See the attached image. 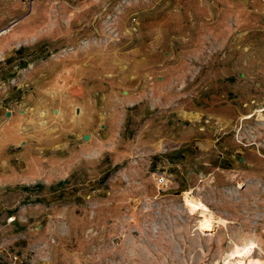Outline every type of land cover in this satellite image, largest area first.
I'll list each match as a JSON object with an SVG mask.
<instances>
[{"label": "rangeland", "instance_id": "rangeland-1", "mask_svg": "<svg viewBox=\"0 0 264 264\" xmlns=\"http://www.w3.org/2000/svg\"><path fill=\"white\" fill-rule=\"evenodd\" d=\"M263 108L264 0H0V264L264 261Z\"/></svg>", "mask_w": 264, "mask_h": 264}, {"label": "bare ground", "instance_id": "bare-ground-1", "mask_svg": "<svg viewBox=\"0 0 264 264\" xmlns=\"http://www.w3.org/2000/svg\"><path fill=\"white\" fill-rule=\"evenodd\" d=\"M9 30V31H7ZM6 31L3 32L4 35H6L7 33H9L11 30L7 29ZM262 112H264V108L263 109H258L256 110V112L254 113V115H248V116H244L242 118V120H249L251 119L253 116H255L256 114H258V117H260V121L262 120ZM24 111H21V114L24 115ZM55 116H58L59 113L56 112L54 113ZM44 123V122H41ZM184 199V203L185 206L189 212V214H195V213H200L203 217V221H201L202 225L203 223L205 224V227L208 229L209 228V223L210 221L213 219V214L211 213L210 209L204 205L203 203H201L198 200H195L194 198L189 196V193L186 192L184 193L183 196ZM219 222V220H218ZM248 245H246L243 249H238V247L236 246V249L234 252L231 253L230 256H232L231 261H229L228 264H234V262H237V264H263L264 261L259 259V260H253V255H255V248L253 243H250V247L247 248ZM240 257V258H239Z\"/></svg>", "mask_w": 264, "mask_h": 264}, {"label": "built area", "instance_id": "built-area-1", "mask_svg": "<svg viewBox=\"0 0 264 264\" xmlns=\"http://www.w3.org/2000/svg\"><path fill=\"white\" fill-rule=\"evenodd\" d=\"M157 185L160 187V189L162 190H166L169 188V180L166 179V177L164 176H161V177H158L157 179ZM13 222V219L12 218H8L7 219V223H12ZM1 253V251H0Z\"/></svg>", "mask_w": 264, "mask_h": 264}]
</instances>
